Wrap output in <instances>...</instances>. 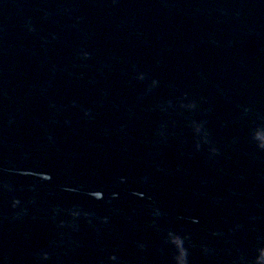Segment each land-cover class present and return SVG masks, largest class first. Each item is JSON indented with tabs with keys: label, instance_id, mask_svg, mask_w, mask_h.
I'll use <instances>...</instances> for the list:
<instances>
[{
	"label": "water",
	"instance_id": "obj_1",
	"mask_svg": "<svg viewBox=\"0 0 264 264\" xmlns=\"http://www.w3.org/2000/svg\"><path fill=\"white\" fill-rule=\"evenodd\" d=\"M262 251L264 0H0V264Z\"/></svg>",
	"mask_w": 264,
	"mask_h": 264
},
{
	"label": "clouds",
	"instance_id": "obj_2",
	"mask_svg": "<svg viewBox=\"0 0 264 264\" xmlns=\"http://www.w3.org/2000/svg\"><path fill=\"white\" fill-rule=\"evenodd\" d=\"M261 257H264V251L261 252ZM258 264H264V261H259L258 260Z\"/></svg>",
	"mask_w": 264,
	"mask_h": 264
}]
</instances>
